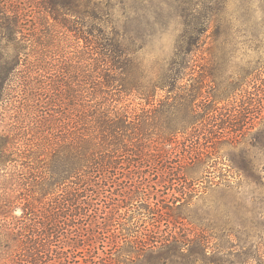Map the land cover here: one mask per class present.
<instances>
[{
	"label": "rangeland",
	"instance_id": "374dc122",
	"mask_svg": "<svg viewBox=\"0 0 264 264\" xmlns=\"http://www.w3.org/2000/svg\"><path fill=\"white\" fill-rule=\"evenodd\" d=\"M88 1L90 6H97L108 30L122 34L134 51L136 73L147 79L162 76L181 46L193 51L186 60L187 74L175 83L176 92L184 97L178 114L164 118L151 112L161 109L159 103L167 100L165 90L157 89L150 103L134 92L118 93L120 110L114 116L130 117L114 128H104L99 137L103 162L109 149H128L127 154L117 152L114 157L120 169L112 172L115 182L108 188L115 194L117 208L107 217L111 224L103 225L109 208L107 199L101 198L100 206L106 211L98 220L99 228L94 227L96 247L86 243L77 250L75 260L81 261L83 252L103 259L111 256L115 264H264V119L246 135L222 140L207 136L208 140L207 130L201 128L205 121H194L188 110L204 112L207 107L201 94L212 101L226 93L223 89L229 88L230 78L264 63V0H76L77 10L83 11ZM41 11L25 0H0V54L6 57L18 53L20 58L12 78L14 87L0 104V133L18 134V140L9 146L11 161L0 167L1 191L2 175L49 172L45 166L53 157H66L62 134L56 129L47 130L48 122L44 129L35 123L29 125L27 119L23 124L15 121L18 111L21 115L27 113L15 107L19 99L25 101L27 93L36 94L39 100L49 94L54 97V90L45 88L49 89L47 85L53 80L63 79V75L45 73L44 67L35 64L37 54L23 37L29 33L43 35L53 24L55 35L57 32L61 37L62 51L58 54L69 57L66 51H72L79 56L84 46L82 37L70 38L66 27H60ZM15 16L20 17L17 26L21 32L9 36V24ZM77 28L82 26L78 23ZM27 38L35 44L32 36ZM32 63L37 67L29 72ZM75 80L72 86L79 92L84 78L78 76ZM60 87L65 88L63 83ZM189 94L193 95L191 105L185 99ZM65 96L63 107L69 110L71 100ZM146 114L151 118L145 123L128 122ZM22 125L27 129L25 137ZM174 125L179 126L176 132L162 135L167 126ZM35 137L39 144L45 143V153L36 157L31 145ZM130 157L139 162V172L124 171ZM109 174L101 172L102 176ZM14 213H21L19 206Z\"/></svg>",
	"mask_w": 264,
	"mask_h": 264
},
{
	"label": "trees",
	"instance_id": "16d2710c",
	"mask_svg": "<svg viewBox=\"0 0 264 264\" xmlns=\"http://www.w3.org/2000/svg\"><path fill=\"white\" fill-rule=\"evenodd\" d=\"M25 3L30 4V7L41 8V14L49 15L60 27H66L71 33L70 38L75 40L82 37L84 46L80 47L79 56L72 51H66L70 53L69 57L58 54L62 51L61 45L59 46L61 37L57 32L55 35L53 24H49V29L43 35L29 33L23 37L37 54L35 64L44 67L45 73H58V77L63 75V79L53 80L47 85L49 89L45 88L49 92L54 90V97L49 94V97L39 100V96L34 97L36 94L30 93L33 95L31 96L27 93L24 95L25 101L19 99L15 107L24 109L27 113L21 115L22 112L18 111L19 118L15 121L23 124L27 119L29 125L35 123L38 128H44L48 122L45 128L59 130L62 134L61 142L67 144V149L65 158H57L54 154L55 157L45 166V170L48 169L49 172L41 170L30 176V173L14 172L1 176L4 188L0 190V264H115L111 256L103 259L85 256L83 252L79 256L81 261L75 260L78 257L77 250L84 248V245L96 247L94 238L96 229L99 228L98 220L106 211L100 206L101 198L107 199L105 204L109 208L103 225L111 224L112 221L107 217L117 208L115 194L108 188L115 182L112 172L120 169L115 165L117 160L114 158L120 150L109 149L107 159L103 162L99 141L101 131L104 128H114L119 121L126 122L130 117L124 115L117 119L114 116L119 115L120 110L118 93L128 95L134 92L150 103L157 89L165 90L169 95L167 100L159 103L161 109L154 108L151 112L164 118L178 114L184 97L181 98L176 92L175 83L182 75L187 74L186 60L193 48L183 49L184 45L181 46L162 76L155 80L147 79L136 73L134 51L122 38V34L116 29L108 30L105 27L103 16L97 12V6H90V1L85 2V8L81 12L77 10L76 0H25ZM15 18L12 20L14 22H10L13 24H9V36L11 33L21 32L17 26L20 17ZM78 23L82 28H77ZM28 36L33 37L35 44L27 42ZM199 39L194 37L197 42ZM75 58L79 61H75ZM19 61L18 53L6 57L0 54V104L5 100L7 91L14 87L12 78L18 71ZM35 64L32 63L27 70H33L37 67ZM78 76L84 78L79 92L72 86ZM16 82L19 84L20 80ZM62 83L65 88L68 87L66 94L71 100L68 103L71 106L69 110L63 107L66 94L65 88L63 90L60 87ZM21 84L24 87L22 91L25 92L27 89L24 82L21 81ZM227 84L230 85L229 88L225 86L223 89L226 93L212 98V101H209L211 98L208 95L201 94L207 107L206 112L188 109L194 115V121H205L201 128L203 126L207 130L209 135L206 138L234 139L238 134L250 133L264 119V63L244 74L237 73ZM185 99L191 105L193 95ZM76 103H79V109L75 108ZM148 115L144 118L134 116L128 122L145 123L151 118ZM65 119L68 121H64ZM77 121H80L79 127ZM165 129L162 135L176 132L179 126H167ZM25 130L27 129L24 127L23 137L27 135ZM12 134L13 136L10 133H0V167L11 161L13 153L9 146L18 140L15 137L17 132ZM108 136H113V130ZM26 139L25 143L29 144V138ZM38 140L35 137L31 144L35 157L45 153L42 145L45 143L39 144ZM109 144L113 143L109 141ZM119 153L127 154L128 149ZM139 166V162L130 157L124 163V171L139 172ZM101 172L110 174L102 176ZM127 178L132 179L129 176ZM16 206L21 209L19 215L14 213Z\"/></svg>",
	"mask_w": 264,
	"mask_h": 264
}]
</instances>
